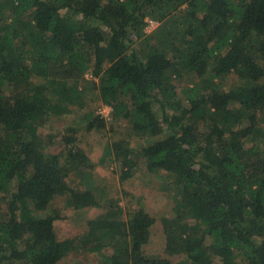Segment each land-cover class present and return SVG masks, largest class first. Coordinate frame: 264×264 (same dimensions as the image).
I'll list each match as a JSON object with an SVG mask.
<instances>
[{"label": "trees", "instance_id": "trees-1", "mask_svg": "<svg viewBox=\"0 0 264 264\" xmlns=\"http://www.w3.org/2000/svg\"><path fill=\"white\" fill-rule=\"evenodd\" d=\"M209 65L216 80L179 87ZM232 73L242 83L224 87ZM98 100L120 180L147 178L173 206L122 214L115 200L59 239L58 211L33 210L64 192L75 209L98 206L67 178L93 168L78 125L105 121L85 112L58 153L40 126ZM153 235L160 257L143 253ZM78 251L97 264H264V0H0V264H91Z\"/></svg>", "mask_w": 264, "mask_h": 264}, {"label": "rangeland", "instance_id": "rangeland-1", "mask_svg": "<svg viewBox=\"0 0 264 264\" xmlns=\"http://www.w3.org/2000/svg\"><path fill=\"white\" fill-rule=\"evenodd\" d=\"M153 27L149 25L146 32ZM212 65H209L205 73L201 77L192 75H185L180 81L179 87L184 84H193L203 82L204 85L209 82L212 73ZM70 82H75L77 75L75 73H68ZM91 79L89 72L85 73L83 77L77 82L78 88H82L85 82ZM216 80L217 78H212ZM235 74H229L221 84L224 87L241 84ZM101 115L105 121L103 128L95 127L92 130L85 129L87 121L81 122L85 112H91ZM111 108L102 102L94 101L83 107L80 112H73L65 116L50 117L40 130L43 133L52 135L53 142L47 147L50 153H58L61 151L60 136L69 126H74L80 123L77 127V142L91 156L93 168L89 171H73L67 178V184L75 191H83L85 189H94L98 191V206H88L81 209H75L71 205L69 195L67 192L56 194L49 205L44 210H33V215L36 217H45L50 214L52 210H57L59 219L54 221V229L59 239L71 238L76 235H81L87 230V221L91 218L100 217L109 208H116L117 203H112L117 200L122 208V214L131 212L136 208H143L152 216L160 217L163 212L168 211L173 206V199L171 193L157 190L152 183L148 184V179L143 180L142 176L137 175L128 179L120 180L119 169L117 167V159L108 145L112 140L110 130L113 123L111 122ZM141 142V139L138 141ZM136 142V144H138ZM135 145V144H134ZM155 177V176H154ZM156 178V177H155ZM157 186V185H156ZM1 211L2 217L5 216L6 208ZM158 224V223H157ZM159 230L160 227L156 226ZM156 230V231H157ZM158 232V231H157ZM143 253L149 257H160L165 252V245L161 238L153 235L148 243L144 244ZM107 252V251H106ZM68 256H76L84 258L91 264H97V256L78 251L77 253L69 252ZM100 264V263H98Z\"/></svg>", "mask_w": 264, "mask_h": 264}, {"label": "built area", "instance_id": "built-area-1", "mask_svg": "<svg viewBox=\"0 0 264 264\" xmlns=\"http://www.w3.org/2000/svg\"><path fill=\"white\" fill-rule=\"evenodd\" d=\"M149 25H151V26L153 27V26H155V25H156V23H155V22H153V21H150Z\"/></svg>", "mask_w": 264, "mask_h": 264}]
</instances>
